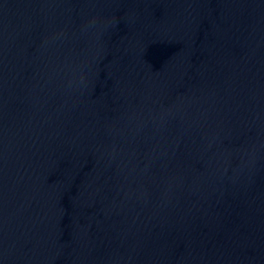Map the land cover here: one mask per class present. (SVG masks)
Returning <instances> with one entry per match:
<instances>
[{"label":"water","instance_id":"1","mask_svg":"<svg viewBox=\"0 0 264 264\" xmlns=\"http://www.w3.org/2000/svg\"><path fill=\"white\" fill-rule=\"evenodd\" d=\"M0 264H264V0H0Z\"/></svg>","mask_w":264,"mask_h":264}]
</instances>
